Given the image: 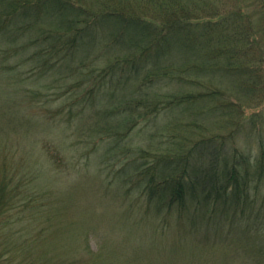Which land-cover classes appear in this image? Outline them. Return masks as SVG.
<instances>
[{"label":"trees","instance_id":"16d2710c","mask_svg":"<svg viewBox=\"0 0 264 264\" xmlns=\"http://www.w3.org/2000/svg\"><path fill=\"white\" fill-rule=\"evenodd\" d=\"M256 1L264 13V0ZM83 2L0 0V264L14 261L17 226L33 223L35 234L24 241L35 242L43 229L36 220L56 200L61 239L65 228L75 229L62 199L71 189L57 166L65 162L69 180L92 152L99 163L118 165L102 168L105 182L111 175L119 189L128 185L126 194L135 189L143 200V212L129 213L127 221L153 223V232H132L135 243L175 248L173 255L186 246L183 253L196 264H264V140L259 134L255 154L230 155L225 148L255 122L242 110L240 90L258 87L261 78L251 62L236 63L262 33L253 21H240L248 18L243 2L211 14L199 12V0ZM200 23L202 29H192ZM218 69L243 71V85L223 88L204 75ZM174 82L179 88L170 89ZM178 106V116L151 127L160 112ZM217 113L222 123L207 120ZM203 126L212 129L209 135ZM136 128L147 130L149 140L165 138L131 147L127 136ZM37 149L51 151L52 164L45 157L44 169L35 168ZM42 169L59 183L54 190L41 187ZM24 209L29 215L17 213ZM80 237L85 244L75 255L27 264L105 263L102 244L92 250L90 236Z\"/></svg>","mask_w":264,"mask_h":264},{"label":"rangeland","instance_id":"374dc122","mask_svg":"<svg viewBox=\"0 0 264 264\" xmlns=\"http://www.w3.org/2000/svg\"><path fill=\"white\" fill-rule=\"evenodd\" d=\"M82 1H84V4L91 6L93 4L97 5L99 3V0ZM237 1L243 2L242 4L245 6V8H243L242 10L244 11V14L248 15V18L242 16L240 18V21L245 25H247L250 21H253L256 24L257 28L262 31V33H259L260 37L258 40L260 41V44L258 45V42H256L255 46L253 47V52L252 50L248 49L244 56L245 59H237L236 63H243L245 60L249 63L251 62L250 65L252 67L254 66L258 68V73L261 75V78L258 87L253 86L250 91H248L249 89L245 88V91L240 90L241 94L243 95V98L241 97V102L244 103L242 105V110L246 116L254 115L255 122L252 125H248V123H246L243 130L240 131L236 136L235 142L226 144L225 148L228 149L227 152H229L230 155H232L234 152L255 154L258 151H261L259 149L257 141L258 135L260 134L261 138H263L264 140V13H262L263 10H261V7L256 0ZM73 2H76V0H73ZM235 2L236 0H199L196 8L201 13L211 14L212 10L215 9H218L219 11L224 13L225 11H229L232 8L238 7L235 5ZM185 8L190 7L187 6ZM202 25L203 24L200 23L197 27L192 29L200 30L203 27ZM244 45L248 44L244 42ZM198 51L199 48L196 49V53ZM259 52H261L262 55H259ZM188 55L190 56V58L194 57L193 55ZM233 65L234 64H232L231 66ZM224 73L229 72H223V70L218 69L216 72L215 70L208 71L204 73V75L207 78L211 79L213 83L221 81V85L223 88L230 86L236 89L240 88L243 85L245 77L243 71L233 70L228 75H225ZM176 83L177 82L172 83L169 88H179V84ZM163 88L165 87L163 86ZM184 89H187V86H185ZM235 94L238 97L237 93ZM228 100H230V98ZM232 100L236 101L237 99L236 97H232ZM180 107L181 106H178L172 108L171 110L160 112V115L157 117V119L151 121V127H155L156 124H163L169 118L174 119L179 115L180 112L178 111ZM190 108L197 110L199 107L198 105L193 104L190 106ZM214 116L216 117V119H214ZM214 116L211 115L207 117V120L212 123L218 121L219 124L223 122L222 117H219V113L214 114ZM261 118L263 126L259 127V121ZM203 120H206V118H204ZM213 120L216 121L213 122ZM208 121H206V123H208ZM222 126H225L224 131H227L230 127L229 124L225 123ZM151 127L149 126V128ZM208 127L211 128L209 124ZM202 128L203 130H206L201 132L203 134H208L212 130L208 128L206 129L204 128V126ZM143 131L146 132L147 130L144 129ZM143 131H139V129L136 128L127 136V141L131 147L135 148L137 146H147L149 143L154 145L156 142H158L160 138L159 135H154V138H151V140H149L148 133L145 135L143 134ZM164 138L165 137L161 135L160 139L164 140ZM166 143L167 141L165 142V144ZM40 151L43 150L37 149V154L40 155L39 160L41 161L37 164V166H35V168L38 169H40L41 167L43 168L46 165V163L43 161L45 157H49L50 164H52L53 162L49 155L51 151H47L45 149L44 155H41ZM64 151V154H68V149ZM35 158H37L36 155ZM88 158L89 159L87 160L86 158H83L79 163L77 162L80 167V173L79 175L77 173H73V176L71 178L69 177V180L66 179L67 168L64 166L65 162H63L62 165L57 166L59 171H61L62 169V171L64 172L62 174L64 177L62 178L66 180L65 185L70 187L71 189L67 191L65 197L62 199L66 201L65 205H68L67 218H69V220H76L75 229L73 231H70L71 229L67 230L65 228L66 231L64 234H62L64 238L61 239V215L58 214V209L61 210V200H56L58 194L56 193L54 195L56 205L51 210L47 209L46 211H44L36 220L38 221L36 223V226L43 229L42 233L37 236V240L35 242L33 240L31 242L24 241L25 238H28L26 236L35 234L33 223L24 225L27 223L25 221L17 226L20 230L15 235L16 242L14 243L15 245L12 251L14 254V261L7 264H16L19 261H22L21 264H27L28 260L31 261L32 259H43L46 255H49V257H52L53 259L54 257L61 256V254L65 257L75 255L74 251L76 249L80 250L81 246H84L85 244L84 242H82L80 237V235H82L83 233H87L90 236L92 250L99 248V245L101 246L102 244V250L100 252L102 256L105 257L106 261L105 263L98 262V264H196L194 259L189 260V255L183 253L186 252V246L184 247L183 251V247H179L173 255L172 251L175 250V248L163 249L161 246L159 249H157L156 246L153 248H149L148 243H135L134 238L128 237V235L132 232L135 235L139 232H147L148 234L150 231L153 232V230L151 229L153 223L144 224L147 225L145 226L148 228L147 229L143 228V225H141V220L135 223L133 221H127V218L131 220L130 217H127L129 213H132V215L136 214L135 216H137L143 212V209L141 207V202L143 200L135 198L138 193L137 191H135V189H132L130 194H126V191L128 190L126 188L128 187V185L126 188L122 187L119 189L116 186V182L111 175L107 177V180H109L110 182L106 181L107 183L109 182V185H105L107 183L103 180V177L106 179V176L103 175L102 172L105 171L102 168L106 166L108 170V164H111L116 168L118 165L114 164L115 160H111L108 163H99V158L96 157V154H93V152ZM114 158L116 159L118 157ZM28 160L29 163H31V159L28 158ZM43 169L42 174H44L41 176V178H39V180H45V182L43 181V185L40 186L43 187L45 191H50L51 189L54 190V188H56L59 183L48 181L47 176L45 175L47 174L46 170L48 168L46 170ZM51 169L54 170L52 167ZM135 183V181H132L129 186H134ZM132 203H134L135 206L131 210H127V206L133 205ZM17 213H20L21 216H23L24 214L29 215L28 210L25 209L23 212ZM13 217L17 218L18 216L13 215ZM44 217L46 219H51V222L47 224V221L43 220ZM46 226H48V228H46ZM154 232L158 236L157 230L154 229ZM160 237L162 236H158V238ZM61 240L66 242L63 243L62 246ZM207 253H205L204 256H206ZM83 257H86L85 253H83Z\"/></svg>","mask_w":264,"mask_h":264}]
</instances>
